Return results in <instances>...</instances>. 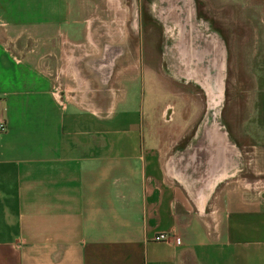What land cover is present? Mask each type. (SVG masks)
I'll use <instances>...</instances> for the list:
<instances>
[{
  "label": "crops",
  "instance_id": "obj_1",
  "mask_svg": "<svg viewBox=\"0 0 264 264\" xmlns=\"http://www.w3.org/2000/svg\"><path fill=\"white\" fill-rule=\"evenodd\" d=\"M78 1L0 0V264H264V0H231L251 32L245 141L181 152L129 107L146 57Z\"/></svg>",
  "mask_w": 264,
  "mask_h": 264
},
{
  "label": "rangeland",
  "instance_id": "obj_2",
  "mask_svg": "<svg viewBox=\"0 0 264 264\" xmlns=\"http://www.w3.org/2000/svg\"><path fill=\"white\" fill-rule=\"evenodd\" d=\"M74 4V10L81 20L96 18L90 23L100 36L103 21L114 23L112 41L122 51L146 57L150 67L147 75H138L132 90L129 91V107L135 108L140 120L142 134L153 136L178 137V143L170 139L169 151L181 152L188 148L193 136H232L241 143V122L247 118L251 79L246 63L247 44L251 32L241 18V10L231 0H81ZM114 7L115 14L106 12ZM80 9V10H79ZM190 23L202 37L214 39L221 47L223 55L222 89L218 93L216 106H210L208 89L214 92L211 80L213 68L209 67L208 57L198 64L200 79L204 86L195 80L178 75L173 61L171 29L174 20L184 23L186 14ZM101 20V22H100ZM98 26V28H97ZM96 27V28H95ZM189 29L186 28L187 34ZM171 32V33H170ZM222 40L226 41L227 48ZM247 41V42H245ZM227 52L229 57L227 58ZM233 62H231V61ZM200 81V80H199ZM173 108L167 119L164 113ZM191 139V140H190ZM161 145H164L161 143ZM239 146V145H238ZM254 171L248 178L256 180L262 170L259 161L254 159ZM252 168V166L250 167ZM262 171H260L261 173ZM254 173L255 175L251 174Z\"/></svg>",
  "mask_w": 264,
  "mask_h": 264
},
{
  "label": "flooded vegetation",
  "instance_id": "obj_3",
  "mask_svg": "<svg viewBox=\"0 0 264 264\" xmlns=\"http://www.w3.org/2000/svg\"><path fill=\"white\" fill-rule=\"evenodd\" d=\"M190 14H186L184 18V30L179 20H174L171 36L174 38L173 43V61L176 63L178 75L195 80L205 87L204 81H201V71L198 64L203 62L204 58L208 57L209 67L213 68L214 73L212 77L206 76V80H211L214 87V92L208 89L209 98L217 97L222 89V74H223V55L220 45L210 37H202L200 33L194 30L190 23ZM186 28L189 30L186 33ZM209 38V39H208ZM200 80V81H199ZM219 97V96H218ZM209 100V99H208ZM173 108L168 107L164 113L167 119L171 116Z\"/></svg>",
  "mask_w": 264,
  "mask_h": 264
},
{
  "label": "built area",
  "instance_id": "obj_4",
  "mask_svg": "<svg viewBox=\"0 0 264 264\" xmlns=\"http://www.w3.org/2000/svg\"><path fill=\"white\" fill-rule=\"evenodd\" d=\"M6 130V125L4 122L0 121V133L4 132ZM157 242H169L170 238L168 235L165 234H159L154 238Z\"/></svg>",
  "mask_w": 264,
  "mask_h": 264
},
{
  "label": "bare ground",
  "instance_id": "obj_5",
  "mask_svg": "<svg viewBox=\"0 0 264 264\" xmlns=\"http://www.w3.org/2000/svg\"><path fill=\"white\" fill-rule=\"evenodd\" d=\"M179 22H180V20H179ZM181 23V22H180ZM181 26H182V31L184 30V25H182L181 24ZM185 31V30H184ZM209 39V38H208ZM212 39V38H211ZM209 104H210V106H216L217 104H218V101H219V99L218 98H215V97H211V98H209Z\"/></svg>",
  "mask_w": 264,
  "mask_h": 264
}]
</instances>
